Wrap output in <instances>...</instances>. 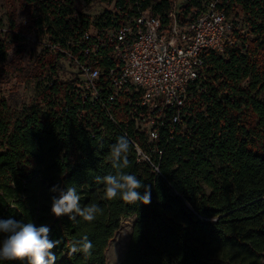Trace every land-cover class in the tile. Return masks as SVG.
Segmentation results:
<instances>
[{
	"label": "trees",
	"instance_id": "obj_1",
	"mask_svg": "<svg viewBox=\"0 0 264 264\" xmlns=\"http://www.w3.org/2000/svg\"><path fill=\"white\" fill-rule=\"evenodd\" d=\"M17 1L25 24H10L0 45L2 61L7 39L20 41L27 32L80 56L88 45L82 41L87 31L102 30L130 16L137 0H97L106 6L93 21L76 9L79 0ZM140 1L165 23L176 0ZM205 1L186 0L178 6L179 18L198 13ZM219 5L232 16V43L222 53L203 52L204 74L189 85V104L177 123H171L169 109L148 126L145 110L133 100L104 106L108 91L93 98L83 91L79 77L60 80L58 61L65 54L46 45L38 59L36 100L13 111L0 98V221L48 226L49 239L60 241L51 250L55 264H107L109 243L122 219L130 216L135 218L118 264H260L264 0H222ZM45 69L49 73L42 77ZM152 128L156 139H150ZM120 136L131 144L130 167L124 171L150 187L149 205L120 197L104 199V185L96 183L97 176L115 172L110 146ZM135 144L150 161L138 159ZM53 186L75 187L81 207L96 203L102 212L92 222L55 216L52 197L59 192L50 191ZM138 191L143 194L144 189ZM6 235L0 232V246ZM84 235L93 244L92 255H69L72 242Z\"/></svg>",
	"mask_w": 264,
	"mask_h": 264
},
{
	"label": "built area",
	"instance_id": "obj_2",
	"mask_svg": "<svg viewBox=\"0 0 264 264\" xmlns=\"http://www.w3.org/2000/svg\"><path fill=\"white\" fill-rule=\"evenodd\" d=\"M221 1H205L201 11H193L185 19L179 18L175 1L164 23L160 15L137 0L130 16L83 35L82 41L88 45L80 51L82 59L59 44L48 46L56 53L64 52L74 62L80 86L90 97L99 98L108 91L104 106L133 100L134 105L145 110L148 126L169 109L171 123H177L189 104V85L204 74L203 52L222 53L232 43L233 22L219 5ZM149 135L156 139L157 131L152 128ZM135 149L139 160L150 161L137 144Z\"/></svg>",
	"mask_w": 264,
	"mask_h": 264
},
{
	"label": "clouds",
	"instance_id": "obj_3",
	"mask_svg": "<svg viewBox=\"0 0 264 264\" xmlns=\"http://www.w3.org/2000/svg\"><path fill=\"white\" fill-rule=\"evenodd\" d=\"M131 144L126 136H120L116 142L110 146V161L114 173L103 177L97 176L96 183L103 184V198L112 200L120 197L128 203L140 202L143 205L151 203V189L143 184L134 174H130L124 169L130 167L128 159ZM143 188V194L138 191ZM50 191L59 192L58 197H52L51 212L60 217L68 215L71 221L77 216L84 221L92 222L96 219L102 209L96 203L81 207V197L75 187H67L61 190L53 186ZM0 232L6 233V238L0 246V260L19 261L21 264H55L57 257L51 251L60 241L50 240V229L46 225L37 227L34 223H21L14 220L0 221ZM93 244L87 235L72 242L69 255L83 253L88 257L92 255Z\"/></svg>",
	"mask_w": 264,
	"mask_h": 264
},
{
	"label": "rangeland",
	"instance_id": "obj_4",
	"mask_svg": "<svg viewBox=\"0 0 264 264\" xmlns=\"http://www.w3.org/2000/svg\"><path fill=\"white\" fill-rule=\"evenodd\" d=\"M176 2L179 6L186 0H176ZM104 6L106 5L98 3L97 0H79L76 3V9L88 15L91 21L96 20ZM229 18L231 19L232 16ZM10 24L16 26L25 24V13L17 0H0V31L2 32L0 45L4 43L5 33L9 30ZM21 36L24 39L20 41L13 42L12 39H7L5 46L9 47L4 61L1 60L3 54L0 51V98L5 99L13 111H18L36 100L39 89L36 74H39L41 69L38 59L43 48L48 45L46 37L40 34L27 32ZM22 49L23 51L20 52ZM58 63L60 80L67 81L80 76L69 56H61ZM48 73V69H45L42 77L47 76ZM134 218L130 216L122 219L120 229L109 243L106 252L107 264H118L122 260ZM260 264H264V254Z\"/></svg>",
	"mask_w": 264,
	"mask_h": 264
},
{
	"label": "water",
	"instance_id": "obj_5",
	"mask_svg": "<svg viewBox=\"0 0 264 264\" xmlns=\"http://www.w3.org/2000/svg\"><path fill=\"white\" fill-rule=\"evenodd\" d=\"M124 253H125V251H124ZM124 255V254H123ZM122 259H123V257H122Z\"/></svg>",
	"mask_w": 264,
	"mask_h": 264
}]
</instances>
